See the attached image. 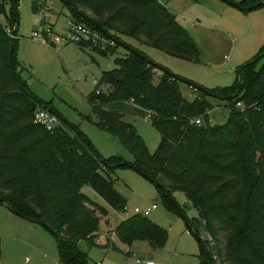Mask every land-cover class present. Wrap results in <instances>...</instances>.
Wrapping results in <instances>:
<instances>
[{"label":"trees","instance_id":"trees-1","mask_svg":"<svg viewBox=\"0 0 264 264\" xmlns=\"http://www.w3.org/2000/svg\"><path fill=\"white\" fill-rule=\"evenodd\" d=\"M228 1L240 11L264 5V0ZM60 2L71 22L77 19L104 38L126 45L113 36L118 28L166 53L197 60L194 41L158 0ZM17 36V0H0V199L19 216L38 220L56 234L60 261L86 264L76 243L94 245L98 216L106 213L81 187L88 186L115 212L125 210V199L108 173L128 166L154 185L167 209L184 218L198 245L199 264H264V45L237 67L231 85L204 89L207 93L191 88L198 95L190 101L178 89L184 79L159 71L153 83L156 67L127 45L138 54L126 49L115 57L114 67L100 72L86 98L91 113L86 119L129 150L132 162L127 164L116 156L101 157L76 129L70 134L56 124L47 131L33 122L31 104L45 106L26 87L15 57ZM76 44L98 48L97 43ZM101 85L106 89L99 92ZM206 97L225 102L223 123H208L212 104ZM122 109L146 114L159 135L154 152L146 151L133 126L122 119ZM195 118L199 124L190 122ZM175 191L196 211L195 217H184L172 197ZM199 228L209 240L198 237ZM111 233L125 245L143 240L152 249L166 238L163 228L135 213ZM104 246L114 248L112 242Z\"/></svg>","mask_w":264,"mask_h":264},{"label":"rangeland","instance_id":"rangeland-1","mask_svg":"<svg viewBox=\"0 0 264 264\" xmlns=\"http://www.w3.org/2000/svg\"><path fill=\"white\" fill-rule=\"evenodd\" d=\"M161 1L194 41L198 52L196 61L166 53L142 43V40L123 35L127 31L120 32L118 28L114 29L116 33L113 36H117L121 43L141 51L159 67L204 89L231 85L237 67L253 58L264 45V5L240 11L221 0ZM32 3L36 6L34 10L31 8ZM67 9L59 0H17L15 57L23 67L22 77L27 89L45 106L37 104L34 110L52 113L57 124L70 134L76 129L101 157L116 156L129 164L132 162L129 150L115 137L98 130L86 119L91 114L86 98L94 90L100 72L112 69L114 58L125 55L126 48L114 38H104L98 33L102 40L97 42L95 51L85 45L79 48L73 42H63L53 48L49 43H37L30 39L31 32L39 29L43 14H46L52 32L51 40L64 36L69 29L70 14ZM85 12L90 14L89 11ZM75 22L84 24L93 33L97 32L77 19ZM107 48L113 52H100ZM158 76L159 71L156 69L153 71V83ZM97 89L101 92L106 87L101 85ZM178 89L188 101L198 95L184 82H178ZM206 98L212 104L211 109L207 110L208 123H223L227 114L225 102ZM236 105L240 106L238 103ZM122 113V119L133 126L146 151L154 152L159 135L146 114L132 113L129 109H122ZM108 177L117 193L125 199L126 208L115 212L95 196L88 186L81 187L83 194L106 209L105 214L98 216L94 245L85 240L76 243V248L86 255V264H143L147 260L152 264H199L198 245L186 228L184 218L177 211L164 206L151 182L128 166L113 168ZM172 197L186 219L196 216V211L181 192H173ZM151 204H155L156 208L146 218L165 230L163 245L152 249L143 240H135L129 245L117 241L111 230L120 221L133 215L135 208L144 209ZM197 235L205 242L206 233L202 228L197 230ZM105 241L112 242L114 248L104 246ZM136 259L140 263H136ZM0 264L64 263L58 257L55 238L45 228L12 213L0 203Z\"/></svg>","mask_w":264,"mask_h":264},{"label":"built area","instance_id":"built-area-1","mask_svg":"<svg viewBox=\"0 0 264 264\" xmlns=\"http://www.w3.org/2000/svg\"><path fill=\"white\" fill-rule=\"evenodd\" d=\"M39 24H40L39 29H36L31 32L30 39L33 42H37V43H49V45L53 48L55 47V45H60L63 42L80 43L84 41V42H91L93 44H96L99 40H102V37L98 35L97 32L96 33L91 32V30L84 24L79 22H71L69 20L68 23L69 29L66 30L65 35L60 37H54L52 41L51 40L52 32L51 29L49 28L46 14L42 15ZM32 120L33 122L41 125L47 131H51L52 128L57 124L56 117L52 113L42 109L33 110ZM190 122L199 124L200 120L199 118H195L193 120H190ZM155 208H156L155 204H151L150 206L144 209L135 208L133 212L135 214L146 217V215ZM199 238L203 240L201 236H199ZM206 240H209L208 235H206ZM136 263H140V260L136 259ZM144 264H152V262L150 260H147L144 262Z\"/></svg>","mask_w":264,"mask_h":264},{"label":"water","instance_id":"water-1","mask_svg":"<svg viewBox=\"0 0 264 264\" xmlns=\"http://www.w3.org/2000/svg\"><path fill=\"white\" fill-rule=\"evenodd\" d=\"M60 1V0H59ZM221 1H223V2H225V3H227V4H229V5H231V2L230 1H228V0H221ZM250 9V8H249ZM126 49H128V50H130V51H132L133 53H135V54H138V52L137 51H135V50H133V49H131V48H128V46L127 45H123ZM141 56V58H143V59H146V61L149 63V64H152V65H154L155 67H156V69L158 70V71H162V72H164V73H167L171 78H177V76L176 75H174V74H172L171 72H169V71H167L166 69H163L162 67H159L158 65H156L155 63H153V62H151L148 58H145V56L144 55H140ZM187 86H189L190 88H193L194 90H199V91H205L204 90V88H202V87H200V86H197V85H195V84H193V83H191V82H189V81H186L185 80V82H184ZM206 93H207V91H205ZM31 110L33 111L34 109H35V106L33 105V104H31ZM136 172H138L140 175H142V173L137 169V168H133ZM0 203H2V200L0 199ZM12 213H14V214H16V215H18V213L16 212V210H14L13 208H11V207H9L8 208ZM19 216V215H18ZM22 218H24V219H26V220H28V221H30V222H32V223H34V224H37V225H40V226H42L43 228H45L55 239H56V234L51 230V229H49L44 223H42V222H40V221H38V220H33V219H31V218H28V217H25V216H21Z\"/></svg>","mask_w":264,"mask_h":264},{"label":"crops","instance_id":"crops-1","mask_svg":"<svg viewBox=\"0 0 264 264\" xmlns=\"http://www.w3.org/2000/svg\"><path fill=\"white\" fill-rule=\"evenodd\" d=\"M159 2H161V3H164V2H162L161 0H158ZM35 8H36V6H35ZM106 242V241H105ZM105 245V244H104ZM144 264V263H143Z\"/></svg>","mask_w":264,"mask_h":264}]
</instances>
